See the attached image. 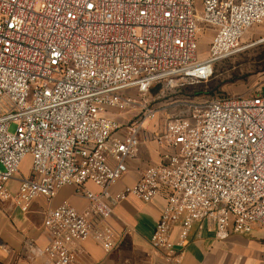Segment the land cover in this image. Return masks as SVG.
I'll use <instances>...</instances> for the list:
<instances>
[{
    "label": "built area",
    "instance_id": "1",
    "mask_svg": "<svg viewBox=\"0 0 264 264\" xmlns=\"http://www.w3.org/2000/svg\"><path fill=\"white\" fill-rule=\"evenodd\" d=\"M262 23L264 0H0V197L12 198L8 183L20 175L15 200L25 211L66 186L89 202L47 212L41 254L51 264H78L87 239L115 250L110 220L130 196H165L150 245L173 264L196 222L219 240L264 227V91L194 102L146 127L155 85L208 81ZM131 109L138 117L121 125L116 112ZM145 143L161 160L115 193Z\"/></svg>",
    "mask_w": 264,
    "mask_h": 264
},
{
    "label": "crops",
    "instance_id": "2",
    "mask_svg": "<svg viewBox=\"0 0 264 264\" xmlns=\"http://www.w3.org/2000/svg\"><path fill=\"white\" fill-rule=\"evenodd\" d=\"M160 154L161 150L156 144H142L138 156L128 162L127 174L113 191L118 193L138 181L150 165L161 160ZM29 173L30 170L25 175ZM19 177L17 175L8 183L12 198L0 197V264H51L41 254L50 239L45 227L47 212L63 202L70 203L79 211H85L89 202L78 196L74 187L66 186L53 199L38 197L25 211L15 200ZM89 186L93 190L98 189L93 184ZM165 205L164 195L148 203L130 196L116 207L110 222L120 237L121 234L133 235L150 243ZM179 227L177 224L173 229V242L179 239ZM126 229L129 231L125 232ZM120 239H117L118 245ZM82 247L83 253L78 264H111L108 257L111 252H106L96 241L87 239ZM175 252L179 254L181 264H264V227L255 225L250 234H233L226 240H219L213 226L206 222H196L189 231L184 247L176 246Z\"/></svg>",
    "mask_w": 264,
    "mask_h": 264
},
{
    "label": "rangeland",
    "instance_id": "3",
    "mask_svg": "<svg viewBox=\"0 0 264 264\" xmlns=\"http://www.w3.org/2000/svg\"><path fill=\"white\" fill-rule=\"evenodd\" d=\"M264 23L255 25L244 35L238 53L221 60L213 76L205 82L175 80L155 85L148 94L149 108L157 111L155 118L146 124L148 130L156 129L168 117L185 113L194 102H203L223 96H248L264 91ZM208 39L202 40L198 57L208 56ZM139 109L116 112L115 119L126 125L136 119ZM16 124L10 126L13 132ZM151 144V143H148ZM31 158L22 163L20 173L30 170ZM121 242L108 256L111 264H173L163 253L153 250L146 239L121 234Z\"/></svg>",
    "mask_w": 264,
    "mask_h": 264
}]
</instances>
